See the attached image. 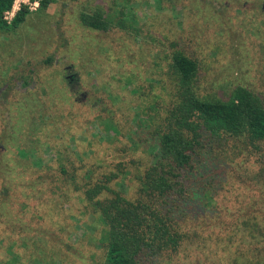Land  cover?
Listing matches in <instances>:
<instances>
[{
  "label": "rangeland",
  "instance_id": "rangeland-1",
  "mask_svg": "<svg viewBox=\"0 0 264 264\" xmlns=\"http://www.w3.org/2000/svg\"><path fill=\"white\" fill-rule=\"evenodd\" d=\"M40 1L15 0L8 23L21 6L29 13L14 31L0 33V133L16 132L20 116L25 134L11 151L12 175L39 187L28 192L33 200L13 193L12 202H0V264H100L99 227H90L97 222L83 189L63 186L67 199L59 198L47 186L57 177L44 175L64 166L83 188L120 170L133 178L147 169L155 153L133 147L143 145L150 108L163 115L172 97L175 51L197 61L201 95L228 97L243 87L264 104V0H50L38 9ZM98 10L112 23L107 32L79 22ZM241 161L259 167V157ZM236 171L244 178L243 168ZM246 185L251 203L258 189ZM6 186L13 188L9 176L1 195ZM132 188L121 189L128 196ZM230 195L245 197L235 189ZM210 223L200 226L217 231L218 220Z\"/></svg>",
  "mask_w": 264,
  "mask_h": 264
},
{
  "label": "trees",
  "instance_id": "trees-1",
  "mask_svg": "<svg viewBox=\"0 0 264 264\" xmlns=\"http://www.w3.org/2000/svg\"><path fill=\"white\" fill-rule=\"evenodd\" d=\"M14 1L0 0L1 34L14 31L29 13L21 6L8 23L6 13ZM49 1L41 0L38 9L47 7ZM79 22L102 32L112 25L100 10L80 14ZM121 23L118 25L126 29ZM198 70L196 60L181 51L173 52L169 65L172 97L163 115L158 114L159 106L150 108V126L142 128L144 133L138 138L143 145L133 147H150L155 153L147 169L133 178L120 170L121 175L109 174L83 188L64 166L44 175L57 177L47 186L59 190V198L67 199L66 191L60 190L63 186L73 192L83 189V199L97 222L90 227H99L100 264H264V104L243 87L235 88L228 97L201 95ZM145 113V117L151 115ZM15 126L16 132L0 133V185L7 183L8 176L13 184L0 194L2 205V200L12 202L13 193L33 200L28 192L39 190L19 184L21 174L12 175L16 167L10 165L11 151L14 153L13 146L23 138L25 128L20 116ZM249 156L257 161L259 157L255 170L242 166L241 160L245 162ZM236 168H243L244 178L234 177ZM246 184L258 189L251 203L244 190L252 189ZM127 185L133 187L128 196L121 189ZM233 189L245 197L231 196ZM239 204L244 209L238 210ZM5 214L0 206V217ZM25 214L29 216L30 211ZM212 220H218V230H203L200 224L208 226ZM34 256L41 259L40 254Z\"/></svg>",
  "mask_w": 264,
  "mask_h": 264
},
{
  "label": "flooded vegetation",
  "instance_id": "flooded-vegetation-1",
  "mask_svg": "<svg viewBox=\"0 0 264 264\" xmlns=\"http://www.w3.org/2000/svg\"><path fill=\"white\" fill-rule=\"evenodd\" d=\"M71 77H69V79H70Z\"/></svg>",
  "mask_w": 264,
  "mask_h": 264
}]
</instances>
